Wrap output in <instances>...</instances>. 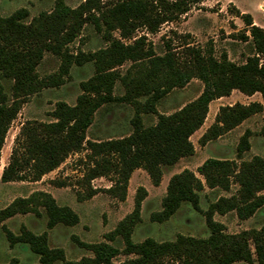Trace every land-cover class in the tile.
Returning a JSON list of instances; mask_svg holds the SVG:
<instances>
[{"label": "trees", "instance_id": "16d2710c", "mask_svg": "<svg viewBox=\"0 0 264 264\" xmlns=\"http://www.w3.org/2000/svg\"><path fill=\"white\" fill-rule=\"evenodd\" d=\"M203 1L83 0L71 8L63 0H55L51 11L41 12L30 21L25 20L28 16L25 9L0 16V73L13 82L11 98L0 96V152L6 132L26 98L61 83L60 74L43 78L37 75L36 68L45 53L61 58L60 73H67L72 63L81 65L91 61L94 66V74L80 83L81 94L73 106L57 102L51 113L53 121H28L21 125L0 180L4 183L38 181L71 153L86 150L83 183L87 190L81 198L88 199L98 192L90 187L91 180L113 176V185L106 191L124 200L134 170H144L157 186L163 167L173 166L180 159L193 155L190 136L203 125L211 101L228 96L232 90L248 96L259 93L264 101V63H260V56H264V30L253 23L248 13L237 10L236 16L245 24L255 54L240 65L229 61L225 55L217 59L212 49L190 43L180 45L178 50L167 45L162 54H156L152 47H146L144 37L130 44L121 40L132 38L138 28L156 33L162 24L177 20L193 4ZM86 24L102 33L107 45L92 53L78 52L72 56L67 47ZM113 31H118L120 38H114ZM243 38L247 40V37ZM126 61L132 63L130 72L119 78L115 68ZM117 78L126 88L119 99L112 95ZM192 79L203 84L201 93L194 100L169 114L156 110L157 102L164 95L174 88L184 87ZM116 100L126 101L134 108L131 133L104 141L86 139L96 110ZM262 110L263 105L259 102L219 107L214 123L199 142L204 145ZM142 114H154L156 122L145 126ZM248 135L249 131H246L241 137L238 155L249 148ZM197 172L210 189L228 190L232 182L239 186L238 197L220 198L206 212V224L210 229L207 238L178 235L173 241L157 242L147 238L133 243L132 229L140 220L141 203L147 194L139 187L133 210L108 235L110 241L120 236L124 243L123 253L135 255L121 263L113 261L120 251L104 242L85 245L92 251V257L66 261L62 250L47 247L46 234L37 236L25 230L18 237L8 234L9 239L27 243L39 255L41 264H264V226L228 234L212 219L215 212L225 214L232 210L238 218L247 219L264 206V194H258L264 191V159L253 157L237 166L233 161L209 158ZM204 184L187 169L172 175L162 199V209L152 214L151 220H167L186 202L199 210V192ZM38 206L46 212L48 228L59 223L67 226L78 223V216L72 209L57 205L45 192L14 200L0 210V223L16 214H38Z\"/></svg>", "mask_w": 264, "mask_h": 264}, {"label": "rangeland", "instance_id": "374dc122", "mask_svg": "<svg viewBox=\"0 0 264 264\" xmlns=\"http://www.w3.org/2000/svg\"><path fill=\"white\" fill-rule=\"evenodd\" d=\"M63 1L69 7L75 8L83 0ZM54 2L55 0H0V16L6 17L19 9H25L28 12L25 20L30 21L41 12L51 11ZM237 10L250 14L253 23L264 30V0H205L193 4L190 10L177 20L162 24L156 33L151 34L144 28H138L132 34V38L121 40L130 44L135 39L144 37L146 47H152L156 54H162L167 45L178 50L180 45L190 43L202 49H212L217 59L225 55L229 61L240 65L247 57L253 56L255 51L245 24L236 16ZM112 35L114 38H120L118 31H113ZM244 36L247 40H244ZM106 45L102 33L97 32L93 25L86 24L80 34L68 45L67 51L75 56L78 52H95ZM61 61L60 57L45 53L37 66L36 73L40 78L60 74L61 83L41 89L27 97L22 104L5 135L0 152V176L9 161L21 125L28 121H53L51 113L55 104L65 102L73 106L77 96L81 94L80 83L94 74L91 61L81 65L72 63L68 66L67 73H60ZM260 63H264V56H260ZM131 65L130 61H126L115 68L119 78L130 72ZM119 78L114 81L112 92V95L118 99L126 92ZM12 84V80L3 78L0 73V96L5 95L10 99ZM202 89V82L192 79L184 87L174 88L164 95L157 102L156 110L164 114L172 113L194 100ZM251 102L261 103L263 110L204 145L199 142L200 137L214 123L219 107L235 103L247 105ZM133 116L134 108L126 101L116 100L103 104L94 113L92 124L86 131V139L104 141L125 137L131 133L130 120ZM141 118L145 126L156 122L154 114H142ZM246 131H249L247 137L249 148L238 155V145ZM190 141L194 147L193 155L180 159L173 166L163 167L162 177L157 186L152 184L144 170H134L128 180L124 200L106 191L113 185L111 180L113 176L91 180L90 187L98 189V192L88 199L81 198L87 190V185L83 183L87 167L86 150L71 153L56 169L43 175L38 181L4 183L0 180V210L18 198H28L34 193L45 192L52 196L57 205L69 207L78 216V223L73 226L59 223L48 228L46 212L38 206L36 207L38 214L34 212L16 214L4 220L0 223V264H41L39 255L35 254L27 243L9 239L8 234L18 237L25 230L37 236L46 234L47 247L51 250H62L66 261L92 257V251L85 245L103 242L120 251L113 258L115 263L135 257L123 253L124 243L120 236L110 241L108 235L133 210L134 197L139 187H143L147 194L141 203L140 220L132 229L133 243L138 244L147 238L157 242L173 241L178 235L207 238L210 229L206 224V212L220 198L238 197L239 186L232 182L228 190L210 189L204 184L197 168L209 158L233 161L237 166L242 162L250 161L253 157L264 159V101L261 95L254 93L248 96L238 90H232L228 96L211 101L203 125L190 136ZM185 169L192 171L204 184L203 190L199 192V210L186 202L182 203L167 220L152 221L151 215L162 209L161 203L170 177ZM258 194H264V191ZM212 219L221 224L223 232L228 234L250 229L258 230L264 226V206L258 208L247 219L238 218L235 210L225 214L215 212Z\"/></svg>", "mask_w": 264, "mask_h": 264}, {"label": "crops", "instance_id": "0c3cea01", "mask_svg": "<svg viewBox=\"0 0 264 264\" xmlns=\"http://www.w3.org/2000/svg\"><path fill=\"white\" fill-rule=\"evenodd\" d=\"M2 152V151H1Z\"/></svg>", "mask_w": 264, "mask_h": 264}]
</instances>
